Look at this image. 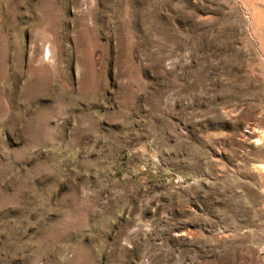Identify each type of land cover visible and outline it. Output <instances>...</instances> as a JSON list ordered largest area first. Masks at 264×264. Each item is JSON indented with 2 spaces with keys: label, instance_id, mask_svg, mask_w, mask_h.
Listing matches in <instances>:
<instances>
[{
  "label": "rangeland",
  "instance_id": "obj_1",
  "mask_svg": "<svg viewBox=\"0 0 264 264\" xmlns=\"http://www.w3.org/2000/svg\"><path fill=\"white\" fill-rule=\"evenodd\" d=\"M0 264H264V0H0Z\"/></svg>",
  "mask_w": 264,
  "mask_h": 264
}]
</instances>
